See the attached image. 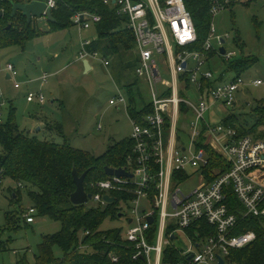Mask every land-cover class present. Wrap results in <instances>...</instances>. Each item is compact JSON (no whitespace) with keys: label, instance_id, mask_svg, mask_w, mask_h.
I'll use <instances>...</instances> for the list:
<instances>
[{"label":"built area","instance_id":"obj_1","mask_svg":"<svg viewBox=\"0 0 264 264\" xmlns=\"http://www.w3.org/2000/svg\"><path fill=\"white\" fill-rule=\"evenodd\" d=\"M38 1L46 3L43 17L47 18V9L54 14L64 0ZM115 1L103 0L117 7L118 15L127 18V28L135 35L139 61L136 75L146 82L153 111L134 117L129 112L128 95L110 100L112 105L127 107L133 122L134 148L127 164L121 167L130 175H107L92 183L94 191L89 200L97 203L94 208L112 204L106 195L114 197L113 202L122 198L130 203V218L121 227L123 240L134 249L135 260L174 264L165 258L166 250L172 246L183 258L176 264H222L221 257L224 264H229L232 251L251 245L257 238L253 229L238 231L242 220L264 219V138L239 136L236 128L223 121L215 124L209 116L215 109L221 112L235 107L238 95L249 84L240 75L231 80L219 79L210 69V54L216 50L221 55L215 42L221 48L226 37L212 23L203 47L195 48L198 31L185 0ZM210 1L214 17L231 4V0ZM72 18L80 33L96 28L103 20L94 10H79ZM93 42L94 39L82 38L80 59L96 58L109 67L110 59L90 48ZM235 55L226 51L222 56L231 60ZM4 70L15 81L16 65L8 62ZM40 79L48 83V75ZM263 83L256 79L251 85ZM21 85L15 83V88ZM188 94L198 99L192 101ZM27 95L29 102H46L43 92ZM4 98L0 93V124L5 121ZM187 119L190 131L185 139L180 124ZM203 138L205 145L222 155L229 166L214 169L213 180L206 179L210 157L201 145ZM195 174H200L202 183L185 190ZM230 194L237 196L241 208L231 203ZM36 213L34 206L26 211L28 223L36 221ZM122 213L125 214L123 210ZM86 234L90 231L84 232L82 239ZM179 240H184L183 248L176 243ZM84 247L81 245V249ZM109 257L119 261L116 252Z\"/></svg>","mask_w":264,"mask_h":264},{"label":"rangeland","instance_id":"obj_2","mask_svg":"<svg viewBox=\"0 0 264 264\" xmlns=\"http://www.w3.org/2000/svg\"><path fill=\"white\" fill-rule=\"evenodd\" d=\"M234 2L227 9L218 12L213 23L218 33L226 37V51L236 53L231 60L246 57H255L257 60L240 73L249 85L238 95L236 106L222 113L218 109L212 111L209 119L215 124L232 113L253 119L254 109L259 102L264 101V83L260 86L251 85L256 79L264 81V0ZM33 25L36 30L33 39L23 44L0 47V93L5 95V120L9 118L10 107L13 106L14 120L23 133L29 136L37 135L45 140L54 139L60 144L67 140L72 147L95 157L104 155L111 146L119 142L131 140L133 122L127 107L123 104L112 105L110 100L122 94L128 95L125 92V83L138 79L137 90H140V96L147 102L151 101L146 82L136 75L139 65L137 46L135 52L128 53L129 62H134L123 77L120 76L116 58H109L112 62L109 67L99 59L91 58L94 69L85 72L83 63L77 61V57L82 50L83 37H98L95 28L82 33L75 26L53 28L49 19L44 17L34 18ZM215 44L216 48L220 49V45L217 42ZM210 60L209 67L218 78L223 75L225 80L238 77L236 72L228 71L231 60L219 53ZM8 62L17 67L18 76L15 81L6 80L4 71L2 72ZM45 73L49 74L48 83L41 87V81L38 80ZM15 83H21L22 87L16 89ZM28 92H43L46 95L45 105H40L37 101L28 102ZM188 95L192 101L198 99L196 95ZM46 122L47 125H53L50 131L47 130ZM60 125L63 126L62 134L56 130ZM180 128L184 130L187 139L190 119L181 122ZM263 130L264 126L258 129L260 139L259 133ZM187 143L189 144V140ZM212 175L214 176L213 172ZM206 179H209L207 174ZM201 180L203 178L200 174H195L184 189L189 191L197 187L202 183ZM18 187L16 181L9 176L0 180V228L7 227L8 212H17L22 207L28 211L34 205L26 188L21 191L20 201L13 198V191ZM116 202L117 207L126 214L125 217H109L100 229L126 226V221L131 215L130 203L122 198H118ZM86 205L94 208L97 203L90 200ZM60 229L59 221L38 215L34 223H26L25 220L18 229L7 228L3 231L2 238L4 241L9 240L8 248L0 252V264H37L39 244L44 236L53 235ZM176 243L182 248L186 245L184 240ZM54 252L56 257H63L60 246H55Z\"/></svg>","mask_w":264,"mask_h":264},{"label":"trees","instance_id":"obj_3","mask_svg":"<svg viewBox=\"0 0 264 264\" xmlns=\"http://www.w3.org/2000/svg\"><path fill=\"white\" fill-rule=\"evenodd\" d=\"M18 0H0V12L3 11L0 20V47L23 44L36 36V30L32 23L22 14L17 12L12 16L13 2ZM188 9L194 17L196 30L198 31L197 49L203 47L210 32L214 16L211 13L210 0H185ZM231 0V4L235 3ZM79 10L99 12L103 20L96 25L98 37L91 45L92 50L100 51L106 58H116L120 76L123 77L126 70H130L133 62H129L128 53L135 52V35L127 28V18L119 16L114 4H105L103 0H64L58 10L54 12L56 22L50 21L53 28L74 26L73 15ZM9 25L11 27L9 28ZM218 54L215 50L211 58ZM257 58L246 57L229 61L228 71L240 73L251 67ZM111 61V60H110ZM224 75L219 79H223ZM139 81H127L124 85L128 93L129 112L134 117H141L153 111L149 102L140 96L137 90ZM138 91V92H137ZM254 109L253 119H246L236 113L227 116L223 123L237 129L239 136L248 134L258 137V129L264 126V101L258 103ZM15 110L10 107L9 118L0 124V180L9 176L19 186L13 191V198L19 200L22 189L28 190V195L36 208L38 216H49L61 223L59 232L44 236L39 244V253L36 256L37 264H147L146 260L132 258L134 249L122 238V227L102 230L101 226L111 217L121 218L122 209L117 207V202L102 207L92 208L86 204L76 205L71 200V195L76 191L74 182V168L82 176L90 170L85 179L86 190L91 193L94 190L91 185L97 180L107 177L105 167L121 168L127 164L128 157L132 154L134 140L119 142L101 156H93L84 150L72 147L67 140L60 144L54 139H40L37 135L29 136L23 133L14 120ZM244 119V120H243ZM245 121V122H244ZM60 124V123H59ZM58 124V125H59ZM49 125L47 130H51ZM61 134L63 126H57ZM264 138V130L259 133ZM259 138V137H258ZM210 160L205 169L208 180H213L212 172L218 167L227 169L229 166L225 158L205 145ZM231 203L238 209L241 208L237 196L229 195ZM18 197V198H17ZM20 201V200H19ZM118 201V200H117ZM26 210L22 207L17 212L7 213V227L0 228V252L7 250L8 241L3 240L4 230L7 228L18 229L27 218ZM253 229L257 233L256 240L251 245L236 249L230 253L229 264H264V219L250 217L242 220L238 231ZM90 231L82 239L84 232ZM86 245L81 249V245ZM60 246L63 257H56L54 248ZM116 252L119 261L113 262L109 255ZM165 258L174 264L182 260L180 252L170 246L166 250Z\"/></svg>","mask_w":264,"mask_h":264},{"label":"water","instance_id":"obj_4","mask_svg":"<svg viewBox=\"0 0 264 264\" xmlns=\"http://www.w3.org/2000/svg\"><path fill=\"white\" fill-rule=\"evenodd\" d=\"M113 1L116 2L115 0ZM12 4H13L12 16H15L17 12L20 11L28 19L29 23H32L34 18H42L47 8L46 3L42 1H38V0H32L30 2L29 1H25V2L16 1V2H13ZM2 15H3V11L0 12V20L2 18ZM47 18L49 19V21H52V22L57 21L51 9H47ZM10 27L11 25H9V28ZM222 43L225 44V39H222ZM220 53L221 55L226 54L225 45L221 46ZM84 63H86L85 66H86V71H87V66H89L90 63L87 59L84 60ZM105 169H106L107 175H111V176L112 174H117L119 176L130 175V173L128 171L126 172L123 168L105 167ZM73 170H74L73 172L74 182H75V185H77V189L71 195V200L76 205L87 204L90 201L89 199H91L92 194L86 191V187L84 183H85L86 176L88 175L90 170H87L86 172H84L82 176L78 173L77 169L74 168ZM105 199H107L111 203H113V201L115 200L114 197H110L109 195H106ZM142 211H144L143 208H142ZM124 215L125 214H123L122 212L120 213L121 217ZM149 220L151 223H153L154 221L153 218H150ZM190 257H192V255ZM224 262H225L224 259L221 257L220 263L224 264Z\"/></svg>","mask_w":264,"mask_h":264},{"label":"crops","instance_id":"obj_5","mask_svg":"<svg viewBox=\"0 0 264 264\" xmlns=\"http://www.w3.org/2000/svg\"><path fill=\"white\" fill-rule=\"evenodd\" d=\"M93 28H94V27H93ZM93 28H92V29H93ZM90 30H91V29H90ZM93 39L95 40L96 38H93ZM93 39H92V40H93ZM79 54H80V53H79ZM78 58H79V59H78ZM79 60L83 63V68L85 69V72H90V71H92V70L94 69V65H93V63H91L90 59H89V60L87 59V60L89 61V63H90V65L87 66V71H86V66H85L86 63H84V60H85V59H80V57L78 56V57H77V61H79ZM111 64H112V63H111ZM3 71H4V74H5V79H6V80L13 81V80L11 79L9 73H8L7 71H5L4 68H3L2 72H3ZM45 74H46V73H45ZM48 75H49V74H48ZM15 80H16V79H15ZM38 81H41V79L39 78ZM40 84H41V87H44V86H45V84H43L42 81L40 82ZM21 87H22V86H21ZM21 87H20V88H21ZM28 93H29V92H28ZM4 96H5V95H4ZM27 100H28V99H27ZM28 102H29V101H28ZM30 103H34V102H30ZM45 103H46V102H45ZM45 103H44V104H41V103H40V105H45ZM218 111H219V110H218ZM219 112H220V111H219ZM222 112H225V111H221V113H222ZM211 121H212V120H211ZM40 122H43V120H40ZM57 123H58V122H57ZM45 125H46V127L49 126V125H47V122H46Z\"/></svg>","mask_w":264,"mask_h":264},{"label":"flooded vegetation","instance_id":"obj_6","mask_svg":"<svg viewBox=\"0 0 264 264\" xmlns=\"http://www.w3.org/2000/svg\"><path fill=\"white\" fill-rule=\"evenodd\" d=\"M18 1H22V2H25L26 0H18ZM19 12V11H18Z\"/></svg>","mask_w":264,"mask_h":264}]
</instances>
